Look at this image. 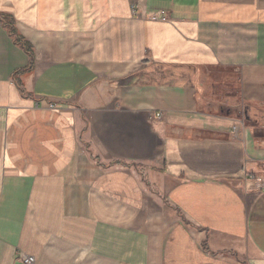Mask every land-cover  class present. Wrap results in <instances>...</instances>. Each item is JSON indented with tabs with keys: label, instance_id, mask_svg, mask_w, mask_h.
<instances>
[{
	"label": "crops",
	"instance_id": "crops-1",
	"mask_svg": "<svg viewBox=\"0 0 264 264\" xmlns=\"http://www.w3.org/2000/svg\"><path fill=\"white\" fill-rule=\"evenodd\" d=\"M19 252L264 264V0H0V264Z\"/></svg>",
	"mask_w": 264,
	"mask_h": 264
},
{
	"label": "built area",
	"instance_id": "built-area-1",
	"mask_svg": "<svg viewBox=\"0 0 264 264\" xmlns=\"http://www.w3.org/2000/svg\"><path fill=\"white\" fill-rule=\"evenodd\" d=\"M151 20L152 21L167 22V18L162 12L154 14L151 17ZM47 108L48 109H54V106L47 105ZM159 117H161V116L159 115ZM235 130H236V128H235ZM246 176L248 177V180H254L255 179L253 174H247ZM16 260L18 262H20L21 264H37L36 258H34L33 256H30V255H26L22 252H19L17 254Z\"/></svg>",
	"mask_w": 264,
	"mask_h": 264
},
{
	"label": "trees",
	"instance_id": "trees-1",
	"mask_svg": "<svg viewBox=\"0 0 264 264\" xmlns=\"http://www.w3.org/2000/svg\"><path fill=\"white\" fill-rule=\"evenodd\" d=\"M11 34H12V33H11ZM13 35H15V34H13ZM15 42H16L18 45L25 47V45H24V44H21V42H20L16 37H15ZM27 52L30 53L28 50H27Z\"/></svg>",
	"mask_w": 264,
	"mask_h": 264
}]
</instances>
